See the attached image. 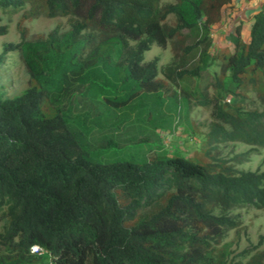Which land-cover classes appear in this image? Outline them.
I'll list each match as a JSON object with an SVG mask.
<instances>
[{
	"label": "trees",
	"instance_id": "obj_1",
	"mask_svg": "<svg viewBox=\"0 0 264 264\" xmlns=\"http://www.w3.org/2000/svg\"><path fill=\"white\" fill-rule=\"evenodd\" d=\"M161 1L0 0L2 11L30 7L17 24L19 42L0 55L1 65L7 52L17 53L29 76L20 94L0 96V209L6 218L0 246L13 254L0 257V264H242L229 261V244H223L226 232L240 228L239 216L214 211L264 209V172L178 154L100 164L92 157L114 148L113 140L105 138L93 152L70 131L75 126L90 135L149 125L163 83L158 58L144 63L145 53L170 44L181 65L168 69L173 81L198 77L215 63L217 93L209 96L205 87L187 95L211 109L206 144L264 148V111L240 108L250 102L241 91L258 85L264 106V10L253 14L246 34L243 23L232 20L228 45L212 52L209 30L232 0H175L160 7ZM38 17L68 18V29L30 35L23 23ZM6 33L0 25V36ZM190 35L198 38L187 43ZM198 48V63L187 69L183 64ZM76 86L105 111L62 110ZM221 94L230 97L227 104ZM247 160V154L232 158ZM32 245L44 254H30ZM244 264H264V250Z\"/></svg>",
	"mask_w": 264,
	"mask_h": 264
},
{
	"label": "rangeland",
	"instance_id": "obj_2",
	"mask_svg": "<svg viewBox=\"0 0 264 264\" xmlns=\"http://www.w3.org/2000/svg\"><path fill=\"white\" fill-rule=\"evenodd\" d=\"M175 0H162L158 6L172 4ZM30 9L29 5L19 10L0 9V25L6 27L7 33L0 36V55L7 44L18 43L20 36L17 24L22 15ZM244 13V11H243ZM251 11H246L243 22L248 24ZM172 16L168 18L167 24L173 25ZM236 22H234L235 24ZM238 23V22H237ZM29 30L30 35H46L53 28L59 26L61 30L68 29V18L38 17L26 20L23 23ZM222 11L219 23L212 26L208 33L210 48L212 52L224 50V45H228L225 35L228 34L234 25ZM244 32V31H243ZM198 38L197 35H190L187 43H193ZM232 47H229L231 50ZM201 48L195 50L187 57L183 64L187 69L193 68L200 56ZM158 58L157 80L163 83L162 98H160L158 109L150 119L149 125L125 124L121 127L110 130L94 129L90 135H83L75 126H70L73 135L89 150L96 152L99 143L105 138L113 140L115 147L101 155L92 157L94 162L106 164L119 159H133L136 162H144L160 155L172 156L178 154L184 158L210 163L214 161H226L237 171L242 172H264V148L251 147L239 142H224L208 146L206 144L207 133L213 122L211 109L196 106L193 100L187 95L194 92H202L207 87L209 96L217 93L213 88L215 63L209 69L200 73L198 77L185 76L179 80H171L167 77L168 69L175 71L180 68V62L174 57L172 46L169 44L165 49L153 46L145 53L144 63ZM29 76L26 68L15 52H7L0 65V96L2 98H12L20 94L28 85ZM249 100V103L240 105L244 111H264V106L260 102V86L256 90L248 89L241 91ZM222 95V94H221ZM178 97L175 102L174 97ZM173 98V100H172ZM230 97L222 95L221 104H227ZM96 97L87 93L84 87L76 86L67 96L62 110L72 109L73 114L87 112L92 116L100 115L105 111V107L98 103ZM163 107H159V106ZM226 110H229L226 106ZM247 154V162L236 164L232 158ZM149 210H145L147 212ZM5 209H0V232L6 223L4 216ZM215 215L239 216L242 224L238 230L226 232L223 244H229V261L232 263L242 262L244 264L252 255L264 250V209L245 208L241 210L223 211L216 209ZM248 255V256H246ZM5 248L0 246V257H9ZM50 263V260L45 261ZM36 264V263H34Z\"/></svg>",
	"mask_w": 264,
	"mask_h": 264
},
{
	"label": "crops",
	"instance_id": "obj_3",
	"mask_svg": "<svg viewBox=\"0 0 264 264\" xmlns=\"http://www.w3.org/2000/svg\"><path fill=\"white\" fill-rule=\"evenodd\" d=\"M261 9L264 10V0H232L231 5L225 10V15L230 20V22L234 20V22L243 23V31L244 34H246L250 27L253 14L260 11ZM246 11H251L252 14L249 18L250 21L245 25L243 22V16Z\"/></svg>",
	"mask_w": 264,
	"mask_h": 264
},
{
	"label": "built area",
	"instance_id": "obj_4",
	"mask_svg": "<svg viewBox=\"0 0 264 264\" xmlns=\"http://www.w3.org/2000/svg\"><path fill=\"white\" fill-rule=\"evenodd\" d=\"M30 254L41 256L44 254V251L37 245H32L30 247Z\"/></svg>",
	"mask_w": 264,
	"mask_h": 264
}]
</instances>
